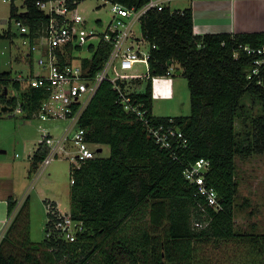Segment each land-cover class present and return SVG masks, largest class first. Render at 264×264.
<instances>
[{
    "label": "trees",
    "instance_id": "16d2710c",
    "mask_svg": "<svg viewBox=\"0 0 264 264\" xmlns=\"http://www.w3.org/2000/svg\"><path fill=\"white\" fill-rule=\"evenodd\" d=\"M113 1L140 7L148 0ZM25 4V11L19 13L12 3L11 18L28 26V36L35 41L49 17L33 0ZM141 29L150 45L156 44L151 48L152 75H165L170 61L182 68L191 113L154 115L151 80L145 91L131 94L145 103L152 123L173 119L187 137V147H180L178 158L162 148L144 121L124 109L113 83L103 81L78 123L86 129L87 140L108 145L110 155L98 154L71 172L70 214L83 222L84 230L73 242L55 232L34 242L28 198L19 206L17 198L9 197L12 221L0 243V264H195L198 242L236 238H248L264 264V232L240 233L235 228L237 157L264 155V64L259 74L249 78L255 56L241 45L263 46L264 31L196 34L192 9L168 5L149 10ZM110 49L105 42L89 45L93 55L83 58L88 76L103 68ZM75 50L83 48L69 46L70 52ZM24 83L11 71L0 72V116L3 107L19 102L25 118L39 109L43 89ZM10 85L17 94L6 93ZM122 86L129 91L125 83ZM246 96L261 104V113L248 110L243 103ZM48 152V145L41 142L30 172L39 168ZM202 157L210 160L206 181L217 190L219 207L207 204L198 187L184 176L185 168ZM146 216L149 220L133 225Z\"/></svg>",
    "mask_w": 264,
    "mask_h": 264
},
{
    "label": "built area",
    "instance_id": "2783aa9c",
    "mask_svg": "<svg viewBox=\"0 0 264 264\" xmlns=\"http://www.w3.org/2000/svg\"><path fill=\"white\" fill-rule=\"evenodd\" d=\"M33 1L48 15L49 20L35 41H31L28 36V26L17 20L21 32L26 35L30 44L31 62L38 68L37 72L32 71L29 76H18V78L25 81L27 86L42 88L44 91V97L34 116L42 121L60 119L69 121L61 135L48 134L42 138L41 142L48 145L49 152L39 165L40 173H43L51 161L58 158L62 152L70 154L72 171L81 167L86 161L97 157L99 154L97 149L101 145L88 141L86 129L78 122L87 104L105 80L111 81L119 92L124 109L144 121L148 133L155 141L162 148L171 150L172 155L178 158L180 147L188 145L184 132L173 124V119L169 122L152 123L147 115L145 103L134 98L131 92L122 86L128 79L144 77L130 73L137 63H144L148 68L147 78L152 81L153 98L173 96L171 89L173 71L178 64H170L165 75H152L150 70L151 48H156V44L150 45L148 51L144 50L143 46L148 41L144 35L139 37L135 32V25L138 22L141 25L142 18L149 10L164 9L168 0H148L140 7H127L120 2L105 0L111 3V19L106 25L103 22L99 24L100 26L105 25L103 30L87 27V20L79 11L81 1ZM100 42L111 46L109 56L99 72L94 76H88V68L83 64V58L93 55V52L87 50L89 45L97 46ZM70 45L80 46L83 50L70 52ZM241 47L248 54L255 56L253 67L248 75L252 78L260 73L264 64V45L261 47L241 45ZM14 109L18 113H24L20 102L14 106ZM210 164L209 159L202 157L185 168L184 176L198 187V193L206 199L207 204L219 207L217 190L206 181L205 173ZM71 183H74L73 176ZM47 207L50 213L47 221H50V224L46 236L50 237L55 232L69 242L76 241L78 234L84 230L83 222L74 219L70 212L60 211L51 201L48 202ZM11 221L12 217L10 223ZM5 233L1 235L0 243Z\"/></svg>",
    "mask_w": 264,
    "mask_h": 264
},
{
    "label": "rangeland",
    "instance_id": "374dc122",
    "mask_svg": "<svg viewBox=\"0 0 264 264\" xmlns=\"http://www.w3.org/2000/svg\"><path fill=\"white\" fill-rule=\"evenodd\" d=\"M18 7V12L26 9L25 0H0V72L11 71L13 77L19 73H27L28 65L24 61L30 44L26 35L21 32L17 19L11 18V4ZM79 11L87 20L88 28L103 30L111 19V3L105 0H83L79 4ZM102 19L100 26L97 19ZM137 36L142 37L141 25H135ZM148 51L150 44L143 46ZM85 50V49H84ZM86 51V50H85ZM36 56V54L34 55ZM34 70L38 68L34 65ZM175 77V95L172 98H153V114L156 116H181L191 113L190 89L186 78L177 70ZM136 76H144L126 80L128 89L145 91L150 80L147 78L148 68L144 63H137L130 71ZM9 94H14L12 86ZM250 96H246L243 103L252 113L262 112L261 104ZM68 120L42 121L38 117L25 118L24 113L14 110L2 111L0 116V159L6 162L16 161L18 174L24 165L31 168V158L38 147L41 136L40 125L47 127L52 135L59 136ZM241 128V126H239ZM103 150L100 156H109L110 147L100 146ZM68 149V148H67ZM70 154L62 152L49 164L48 168L38 176L40 169L29 172L26 180L18 176L16 196L21 200L28 198L30 238L40 242L45 238L46 223L48 220L47 199L55 200L62 212H70L72 188V163ZM237 181L239 190L236 198L235 228L240 233L264 232V155H251L246 159L237 157ZM22 165V168L20 167ZM149 217L132 222L141 225ZM195 264H261L262 259L248 238L233 239L230 241L198 242L194 249Z\"/></svg>",
    "mask_w": 264,
    "mask_h": 264
},
{
    "label": "crops",
    "instance_id": "0c3cea01",
    "mask_svg": "<svg viewBox=\"0 0 264 264\" xmlns=\"http://www.w3.org/2000/svg\"><path fill=\"white\" fill-rule=\"evenodd\" d=\"M14 1V0H12ZM167 5L175 10H183L191 8L194 19V32L196 34L207 33H245V32H262L264 31V0H168ZM98 24L104 23L102 19H97ZM29 43V42H28ZM30 48L26 53L24 61L27 63L28 71L26 74L19 73L20 77L29 76L34 70ZM25 82V81H24ZM24 84L27 85L25 82ZM12 91L17 94L13 85ZM9 86V87H10ZM173 96L175 95V77L173 76V85L171 86ZM8 89V93H9ZM131 92L132 90L129 89ZM171 97V98H172ZM14 109V107H13ZM25 115V114H24ZM34 116V115H33ZM41 136L38 140L39 144L44 136L51 134V131L44 126L39 127ZM52 135V134H51ZM38 144V146H39ZM38 148V147H37ZM35 152V151H34ZM34 153L32 154L33 158ZM31 158V160H32ZM32 164V161H31ZM17 162H6L0 159V237L6 232L10 226V216L8 215V199L15 197L18 199L20 206L27 199H19L16 196L18 176L26 180L29 172V166L24 165L21 174H18ZM22 168V165L20 164ZM42 173H38L40 176ZM54 202L55 200L47 199L46 202ZM48 202L46 204H48Z\"/></svg>",
    "mask_w": 264,
    "mask_h": 264
},
{
    "label": "water",
    "instance_id": "95a60500",
    "mask_svg": "<svg viewBox=\"0 0 264 264\" xmlns=\"http://www.w3.org/2000/svg\"><path fill=\"white\" fill-rule=\"evenodd\" d=\"M169 64H171V61L169 62ZM6 93H7V89H6ZM8 110H13V107L12 106L11 107L10 106L9 107L8 106H5V107L2 108V111H8ZM102 150L103 149L101 147H99L97 149L98 152H101Z\"/></svg>",
    "mask_w": 264,
    "mask_h": 264
}]
</instances>
